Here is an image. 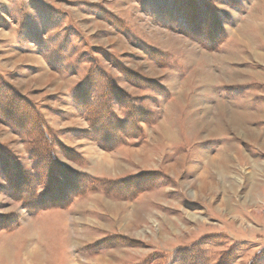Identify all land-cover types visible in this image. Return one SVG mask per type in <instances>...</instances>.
<instances>
[{"label": "rangeland", "instance_id": "obj_1", "mask_svg": "<svg viewBox=\"0 0 264 264\" xmlns=\"http://www.w3.org/2000/svg\"><path fill=\"white\" fill-rule=\"evenodd\" d=\"M0 259L264 264V0H0Z\"/></svg>", "mask_w": 264, "mask_h": 264}, {"label": "crops", "instance_id": "obj_2", "mask_svg": "<svg viewBox=\"0 0 264 264\" xmlns=\"http://www.w3.org/2000/svg\"><path fill=\"white\" fill-rule=\"evenodd\" d=\"M1 254L2 255H7L6 250H4L3 252H1ZM0 260H2V259H0ZM3 261H5L8 264H12L9 260L6 261V259H4Z\"/></svg>", "mask_w": 264, "mask_h": 264}, {"label": "bare ground", "instance_id": "obj_3", "mask_svg": "<svg viewBox=\"0 0 264 264\" xmlns=\"http://www.w3.org/2000/svg\"><path fill=\"white\" fill-rule=\"evenodd\" d=\"M17 171V170H16ZM14 183V182H13Z\"/></svg>", "mask_w": 264, "mask_h": 264}, {"label": "trees", "instance_id": "obj_4", "mask_svg": "<svg viewBox=\"0 0 264 264\" xmlns=\"http://www.w3.org/2000/svg\"><path fill=\"white\" fill-rule=\"evenodd\" d=\"M67 179V178H66Z\"/></svg>", "mask_w": 264, "mask_h": 264}]
</instances>
